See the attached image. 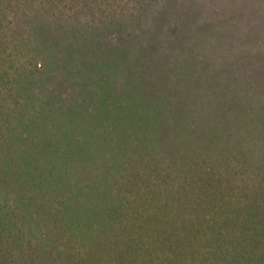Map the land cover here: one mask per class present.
Instances as JSON below:
<instances>
[{"label":"trees","instance_id":"16d2710c","mask_svg":"<svg viewBox=\"0 0 264 264\" xmlns=\"http://www.w3.org/2000/svg\"><path fill=\"white\" fill-rule=\"evenodd\" d=\"M0 264H264V0H0Z\"/></svg>","mask_w":264,"mask_h":264}]
</instances>
